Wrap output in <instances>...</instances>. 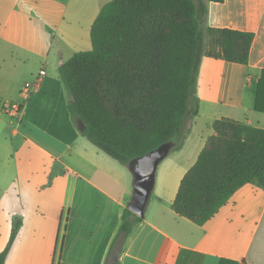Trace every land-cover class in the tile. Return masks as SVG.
<instances>
[{
    "label": "crops",
    "instance_id": "1",
    "mask_svg": "<svg viewBox=\"0 0 264 264\" xmlns=\"http://www.w3.org/2000/svg\"><path fill=\"white\" fill-rule=\"evenodd\" d=\"M109 1L0 0V253L20 223L4 264H105L132 199V174L78 132L57 74L73 54L91 49V25ZM207 9L208 28L252 34L248 64L208 56L218 52L208 37L195 86L198 114L182 128L180 149L158 165L142 222L115 264H264V191L257 185L238 189L201 226L171 210L214 121L264 129V113L254 110L264 71V0L210 2Z\"/></svg>",
    "mask_w": 264,
    "mask_h": 264
},
{
    "label": "trees",
    "instance_id": "2",
    "mask_svg": "<svg viewBox=\"0 0 264 264\" xmlns=\"http://www.w3.org/2000/svg\"><path fill=\"white\" fill-rule=\"evenodd\" d=\"M210 2L223 0H110L100 9L90 28L91 49L73 54L57 70L71 121L85 124L83 138L124 166L169 143V153L180 149L182 128L198 114L195 86L208 37L215 36L218 47L208 56L248 64L252 34L208 28ZM254 110L264 113V71ZM211 128L214 134L171 204L177 216L199 226L244 185L264 191V129L227 118ZM141 222L128 206L123 210L105 264H115L112 259ZM19 227L13 224L0 264Z\"/></svg>",
    "mask_w": 264,
    "mask_h": 264
},
{
    "label": "water",
    "instance_id": "3",
    "mask_svg": "<svg viewBox=\"0 0 264 264\" xmlns=\"http://www.w3.org/2000/svg\"><path fill=\"white\" fill-rule=\"evenodd\" d=\"M75 125L79 133L85 128V124L76 120ZM173 147L172 143L159 148L143 158L128 163L127 168L133 177V195L128 209L136 216L143 218L146 206L154 188L156 170L160 162L168 155Z\"/></svg>",
    "mask_w": 264,
    "mask_h": 264
},
{
    "label": "built area",
    "instance_id": "4",
    "mask_svg": "<svg viewBox=\"0 0 264 264\" xmlns=\"http://www.w3.org/2000/svg\"><path fill=\"white\" fill-rule=\"evenodd\" d=\"M28 86H29V85L26 84V87H28ZM7 110H8V112L11 113L12 115H15V114L18 112L19 108H18L17 105L11 104V105H9V106L7 107Z\"/></svg>",
    "mask_w": 264,
    "mask_h": 264
},
{
    "label": "rangeland",
    "instance_id": "5",
    "mask_svg": "<svg viewBox=\"0 0 264 264\" xmlns=\"http://www.w3.org/2000/svg\"><path fill=\"white\" fill-rule=\"evenodd\" d=\"M198 125L199 126H198V129L197 130H199V129L203 130L204 129V125L202 123H198ZM159 171H160V169L157 167L156 175H155V179H154V187H155L156 182H157V179H158Z\"/></svg>",
    "mask_w": 264,
    "mask_h": 264
}]
</instances>
